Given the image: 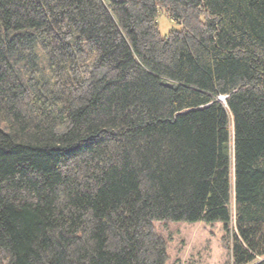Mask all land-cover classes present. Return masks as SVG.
<instances>
[{"label": "trees", "instance_id": "obj_1", "mask_svg": "<svg viewBox=\"0 0 264 264\" xmlns=\"http://www.w3.org/2000/svg\"><path fill=\"white\" fill-rule=\"evenodd\" d=\"M156 221L264 264V0H0V264H166Z\"/></svg>", "mask_w": 264, "mask_h": 264}, {"label": "rangeland", "instance_id": "obj_2", "mask_svg": "<svg viewBox=\"0 0 264 264\" xmlns=\"http://www.w3.org/2000/svg\"><path fill=\"white\" fill-rule=\"evenodd\" d=\"M158 24L162 35H166L172 27H178L163 10L160 11ZM230 207L233 215V196ZM154 226L167 242L169 257L166 264H232L230 249L225 241L227 234L220 221H156ZM228 238L233 240L231 233Z\"/></svg>", "mask_w": 264, "mask_h": 264}, {"label": "water", "instance_id": "obj_3", "mask_svg": "<svg viewBox=\"0 0 264 264\" xmlns=\"http://www.w3.org/2000/svg\"><path fill=\"white\" fill-rule=\"evenodd\" d=\"M224 97H221V99H223Z\"/></svg>", "mask_w": 264, "mask_h": 264}]
</instances>
